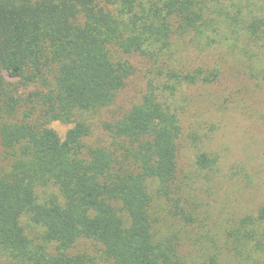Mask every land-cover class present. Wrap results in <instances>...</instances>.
<instances>
[{
	"label": "trees",
	"instance_id": "trees-1",
	"mask_svg": "<svg viewBox=\"0 0 264 264\" xmlns=\"http://www.w3.org/2000/svg\"><path fill=\"white\" fill-rule=\"evenodd\" d=\"M177 42L236 56L264 84V0H0V256L9 264H181L152 208L161 199L170 217L191 223L176 184L177 96L221 71L184 69ZM114 49L150 64L147 88L102 123L109 145L91 146L81 116L110 107L133 75ZM53 122L72 126L64 140ZM224 242L240 263L264 264V206Z\"/></svg>",
	"mask_w": 264,
	"mask_h": 264
},
{
	"label": "rangeland",
	"instance_id": "rangeland-1",
	"mask_svg": "<svg viewBox=\"0 0 264 264\" xmlns=\"http://www.w3.org/2000/svg\"><path fill=\"white\" fill-rule=\"evenodd\" d=\"M177 43L181 67L215 65L221 74L216 82L186 88L177 96L183 110L176 184L181 187L182 208L192 221L170 217L165 202L155 199V230L163 238H176L181 264H209L212 257L217 264H243L230 254L224 237L239 218L264 206V84L250 81L236 56L220 49L200 53ZM110 54L115 62H128L133 75L110 107L81 116L92 130L91 146L109 145L102 123L121 118L141 101L151 69L139 56L115 49ZM49 127L64 140L72 126L53 122ZM201 154L215 158L212 170L197 166ZM51 191L40 190L39 194ZM81 248L90 246L81 244ZM0 264L9 262L0 256Z\"/></svg>",
	"mask_w": 264,
	"mask_h": 264
}]
</instances>
